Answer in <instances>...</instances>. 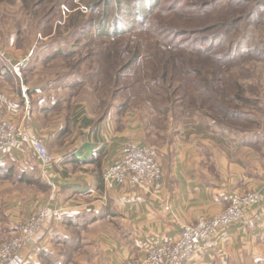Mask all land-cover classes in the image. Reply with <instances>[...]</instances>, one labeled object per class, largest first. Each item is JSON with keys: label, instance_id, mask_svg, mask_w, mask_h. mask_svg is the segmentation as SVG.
Returning <instances> with one entry per match:
<instances>
[{"label": "crops", "instance_id": "1", "mask_svg": "<svg viewBox=\"0 0 264 264\" xmlns=\"http://www.w3.org/2000/svg\"><path fill=\"white\" fill-rule=\"evenodd\" d=\"M33 53L20 60L14 45L0 50L5 66L0 96L7 118L25 133L40 137L53 163L41 166L24 145L0 144V242L16 235L45 204L61 208L62 214L49 218L21 249L23 264H39L41 256L52 254L71 218L87 219L82 249L73 264H124L177 240V219L194 222L200 216H215L225 209L229 195L249 191L260 192L263 201L246 211L244 224L229 226L197 246L186 264H264V169L252 171L222 159L208 162L205 156L213 149L194 145L196 133L185 129L174 138L170 126L173 141L157 145L150 108L124 109L116 98L102 112L88 86L83 92L90 95L91 109L73 87L84 82L40 74L29 78L26 73L39 71L24 65ZM128 143L148 148L159 161L161 196L168 198V211L144 192L103 189V169Z\"/></svg>", "mask_w": 264, "mask_h": 264}, {"label": "rangeland", "instance_id": "2", "mask_svg": "<svg viewBox=\"0 0 264 264\" xmlns=\"http://www.w3.org/2000/svg\"><path fill=\"white\" fill-rule=\"evenodd\" d=\"M252 2L255 4L252 9L251 6L245 9L252 10L251 22L256 24L250 22L247 12L239 21L237 13L242 12V9H235L234 13H231L227 10L225 1L208 11L209 14L201 19L186 20L174 15L167 20H172L175 28L188 31V35L184 38H189L192 32L199 31L202 39L212 40L221 35L229 42L233 50L232 54L235 55L232 57L233 60L224 61L223 74L224 77L232 75L241 91L239 96L235 95L237 100L227 99L222 104L223 109L244 118L245 122L235 120L233 125L227 119L225 122L220 121L221 114L203 109L202 96L189 103L177 100L175 109L163 114L165 126L158 123L163 117L151 120L158 130L154 133V141L157 145L164 142L171 143L173 141L171 137L178 138L180 132L185 129L196 133L194 145L203 147V150L213 149L214 153L208 151V155L205 156L206 160L209 158L208 162L222 159L245 167L249 166L252 171L264 169V9L258 6L264 4V0H252ZM123 11L122 5L118 9L113 4V0H26L25 2L0 0V50L12 49L14 45L15 49L19 50L20 55L17 58L20 60L27 55V52L35 50L30 58L31 61L27 60L24 65H27L28 70L36 66L39 71L26 73L27 76L31 78L40 74L64 82H84L83 85H73V87H78L75 91L82 92L81 98L87 100L92 109L90 95L83 91L94 82L98 83L97 89L113 87L116 83L114 79L116 68L109 73H106V68L112 65L113 60L117 68L121 63L118 55H111L108 51L111 49L117 51L131 45L132 51L140 52L139 60H136L135 68H128L122 73L116 88L133 90L134 87L142 88L147 84V90L150 92H146V96L160 100L161 96L157 94L158 87L150 89V81L146 83L147 76L157 80L153 61L149 60V56L146 57V54L150 55L157 49V41L150 32L141 34L144 32L142 30L146 29L143 20L141 21L142 16L145 17L144 13L138 14L135 8L126 15H123ZM88 22H92L93 26L88 25ZM102 22L105 23L100 26ZM217 24H220V27L214 29ZM210 43L211 41H207L206 45ZM189 44L190 42L179 45L181 48L186 47L184 49L186 50ZM226 47L227 44L223 48ZM187 55L185 61L191 60ZM127 58L130 59L131 56ZM4 69L5 66L0 60V80L4 78L1 73ZM193 69L203 72L206 78L211 77L208 67L198 64ZM140 75L142 82L135 86L133 81ZM157 83L159 86H165L162 82ZM124 93L125 91H119L117 95L122 96ZM117 101L120 104L121 97ZM170 126L171 137L168 135ZM215 146L219 147L223 155L220 150L215 149ZM47 205L50 204L43 206ZM210 217L212 216L205 218ZM68 220L70 221L65 228L66 231L60 234L61 239L57 242L54 252L41 256L39 264H73L82 249L81 232L85 228L87 219Z\"/></svg>", "mask_w": 264, "mask_h": 264}, {"label": "trees", "instance_id": "3", "mask_svg": "<svg viewBox=\"0 0 264 264\" xmlns=\"http://www.w3.org/2000/svg\"><path fill=\"white\" fill-rule=\"evenodd\" d=\"M21 1L25 2L26 0ZM223 1L226 2V8L231 13H234L235 9H242V12L237 13L239 21L244 17V13L247 12L246 15H248L251 22L253 17L251 9L255 5L252 0H200L199 2L192 0H113V4L118 9L122 5L124 10L123 15H126V13L134 8L138 14H145V17L142 16L141 21L143 20L142 23L146 26V29L142 30L144 32H141V34L144 35L150 32L157 41L158 49V51L156 49L151 52L150 55L146 54V57L149 56V60L153 61V69L157 73V80H153L147 76L146 83L150 81V89L158 87L157 94L161 98L160 100H155L150 96H146L145 93L150 92L147 90V84L142 88L134 87L133 90H130V88L118 90L116 88L117 81L119 82L121 79L122 73L127 71L128 68H135L137 65L136 60H139L140 52L138 50L132 51L131 45H127L117 51L114 49L108 51L111 55H118L120 58L121 64L119 68H117L114 60L112 65L106 68V73L116 68L115 85L110 88L99 89H97L98 83L94 82L91 85L99 101L101 111L105 112L114 103L116 98L121 97L122 108L135 110L144 107L150 108L153 112V121L156 118L163 117L162 120L164 122L162 123V120L159 119L158 123L165 126L166 121L163 114L175 109V102L177 100L189 103L202 96L204 98L202 99L203 109L221 114L224 120L220 119V121L225 122L227 119L233 125H235V120L245 122L244 118L237 117L223 109L224 105L222 102L227 99L237 100L235 95L239 96L241 91L238 82L234 80L232 75L224 77L223 74L224 61L226 59L233 60L232 57L235 55V53L232 54L233 50L229 42L225 41L221 35L214 37L212 40L202 39L199 36V31H194L189 38H184L188 35V31L175 28L172 20L167 21L174 15H179L182 19L186 20L201 19L209 14L208 11L218 7V4ZM248 6H251V9H245ZM258 6L260 9H264V4ZM104 23L102 22L99 25L103 26ZM251 23L256 24L255 22ZM90 24L92 27L93 23L88 22V25ZM219 27L220 24H217L214 29H218ZM227 34L230 35V33ZM137 35L140 34L137 33ZM207 41H211L208 46L206 45ZM187 42H190L189 48L184 50L186 47H180V45H184ZM225 44H227V47L223 48ZM186 54H188L187 57H190L191 60L185 61ZM127 56H131V58L128 59ZM198 64L209 68L210 78H206L203 72L193 69ZM158 81L162 82L165 86H159ZM139 82H142L141 75L135 78L133 84L136 86ZM173 84H176V86ZM119 91H125L122 94L124 98L121 95H117ZM105 96H107V99H105ZM173 117L176 118L174 115ZM153 121L151 122V126L156 129Z\"/></svg>", "mask_w": 264, "mask_h": 264}, {"label": "built area", "instance_id": "4", "mask_svg": "<svg viewBox=\"0 0 264 264\" xmlns=\"http://www.w3.org/2000/svg\"><path fill=\"white\" fill-rule=\"evenodd\" d=\"M5 112V102L0 96V144L24 145L41 166H50L53 158L44 141L37 135L25 133L19 125L7 118ZM102 183L104 190L118 187L144 192L153 200L161 202L165 211L169 210L168 198L161 196V166L148 148L128 143L120 157L103 169ZM227 202L222 212L210 218L200 216L192 224H185L177 219V240L152 248L142 258H133L124 264H185L197 246L208 243L217 233L229 226L243 225L246 211L259 205L262 196L258 191L233 193L228 196ZM61 214V208L50 205L43 206L31 214L16 235L1 240L0 264H23L19 257L21 249L32 241L49 218L59 219Z\"/></svg>", "mask_w": 264, "mask_h": 264}]
</instances>
